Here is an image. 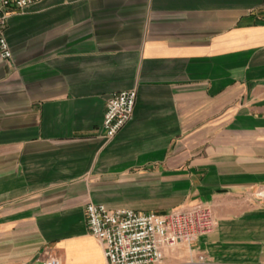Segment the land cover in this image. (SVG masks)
Instances as JSON below:
<instances>
[{
  "label": "crops",
  "instance_id": "obj_1",
  "mask_svg": "<svg viewBox=\"0 0 264 264\" xmlns=\"http://www.w3.org/2000/svg\"><path fill=\"white\" fill-rule=\"evenodd\" d=\"M6 37L0 264H109L90 201L210 204L216 229L162 264H264V0H40ZM131 88L106 141L108 99Z\"/></svg>",
  "mask_w": 264,
  "mask_h": 264
},
{
  "label": "built area",
  "instance_id": "obj_2",
  "mask_svg": "<svg viewBox=\"0 0 264 264\" xmlns=\"http://www.w3.org/2000/svg\"><path fill=\"white\" fill-rule=\"evenodd\" d=\"M37 1L40 0H0V51L5 59L12 58L6 37L11 13L23 11ZM136 102V88L110 96L103 121L106 141L114 138L133 118ZM86 213L89 230L102 242L109 264H162L178 245L185 243L192 247L200 236L213 232L218 225L214 209L207 203L182 205L157 213L124 207L112 209L105 203L90 201ZM198 257L199 261H205L204 254ZM45 264L63 262L49 256Z\"/></svg>",
  "mask_w": 264,
  "mask_h": 264
},
{
  "label": "rangeland",
  "instance_id": "obj_3",
  "mask_svg": "<svg viewBox=\"0 0 264 264\" xmlns=\"http://www.w3.org/2000/svg\"><path fill=\"white\" fill-rule=\"evenodd\" d=\"M191 249H195V247L192 245V247H190L188 244H185V243H182V244H180L179 246H177L176 248H175V252L174 253H176V251L177 250H182V251H186V250H191ZM195 260V259H194Z\"/></svg>",
  "mask_w": 264,
  "mask_h": 264
}]
</instances>
